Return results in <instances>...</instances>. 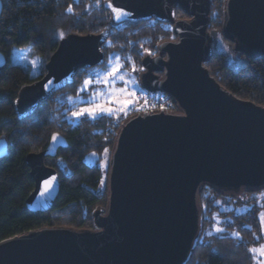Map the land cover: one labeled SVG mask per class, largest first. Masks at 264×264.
Returning <instances> with one entry per match:
<instances>
[{
    "label": "water",
    "instance_id": "1",
    "mask_svg": "<svg viewBox=\"0 0 264 264\" xmlns=\"http://www.w3.org/2000/svg\"><path fill=\"white\" fill-rule=\"evenodd\" d=\"M109 3L128 15L116 21ZM105 8L117 24L156 19L173 26L176 39L143 58L139 83L149 94L167 95L178 111L141 112L121 124L107 206L93 214L94 229L45 227L3 240L0 264H188L203 232L204 186L229 196L264 190V106L236 98L205 66L213 53L211 0H108ZM176 8L188 18L177 19ZM222 33L234 52L264 59V0H226ZM108 37L62 38L45 75L20 90L18 119L72 85L79 70L102 67ZM5 63L0 53V68ZM54 135L44 152L26 157L35 184L26 201L31 212L49 211L60 191L59 174L45 159L68 142ZM7 155L0 139V159Z\"/></svg>",
    "mask_w": 264,
    "mask_h": 264
},
{
    "label": "trees",
    "instance_id": "2",
    "mask_svg": "<svg viewBox=\"0 0 264 264\" xmlns=\"http://www.w3.org/2000/svg\"><path fill=\"white\" fill-rule=\"evenodd\" d=\"M107 1L2 0L0 53L6 63L0 68V139L7 141L8 155L0 159V242L45 227L94 229L93 214L107 206L108 174L103 185L102 170L98 165L86 163L84 158L90 153L102 155L105 149L112 152L121 124L137 113L120 122L106 115L95 119L84 116L73 124L66 116L74 109L66 110L67 101L62 100L64 96L82 95L78 93V86L89 71L97 68L79 70L72 85L57 92L26 119H18L14 108L20 90L45 75V66L60 40L70 34L107 31L109 37L102 47L105 54L102 68L107 66L108 57L115 53L120 57L123 69L137 67V79L144 69L143 58L157 53L160 43L176 39L171 25L156 19L115 23L105 8ZM225 1L211 0L210 33L214 41L220 35L228 50H219L214 43L212 57L205 66L236 98L264 106V59H250L234 52L233 44L223 37ZM175 13L177 19L188 18L178 8ZM26 46L41 58L40 72L34 77L30 67L15 64L10 58L14 48ZM231 50L237 61L230 64ZM173 110L178 111V107L174 105ZM56 133L67 140L68 147L59 149L55 157H47L45 164L58 172L60 191L49 211L31 212L26 201L35 184L26 157L44 152ZM262 192L264 190L229 196L204 186L200 193L203 232L188 264H255L250 249L264 241L259 220L260 207L264 210V205H252L247 212H227L225 215L219 212L217 204L222 199H239ZM243 203L251 204L249 201ZM215 217H228L221 225L222 231L213 228Z\"/></svg>",
    "mask_w": 264,
    "mask_h": 264
},
{
    "label": "rangeland",
    "instance_id": "3",
    "mask_svg": "<svg viewBox=\"0 0 264 264\" xmlns=\"http://www.w3.org/2000/svg\"><path fill=\"white\" fill-rule=\"evenodd\" d=\"M217 37H215V39H217L218 42L216 40L215 41L213 40V44L214 43L216 44L217 49L222 51H227L228 47L224 43L221 36L218 35ZM155 54L156 53L154 52V55ZM235 55L236 54L233 53L231 50V52L229 53V60H228L230 64L234 61H237ZM117 56L118 55L115 53H113V55L111 54L107 59L108 62L106 67L104 68L96 67L97 69H93L87 73V77L85 78V80H90L91 84L88 86L86 90H81L83 88L84 82L78 86V93L82 95H77L76 97L64 96V98H62L63 101H67L66 110L74 109L66 116V118L69 119V122L76 124L82 117L84 116L89 117L87 113H85L83 116H80L79 119H77L76 117L73 116V113L78 112L84 108H93L96 106V104H100L104 108H111L114 112V114L111 115L108 114L107 112L98 113L96 118L101 115H106L108 117L114 118L115 122H120L126 119L127 117H129L131 114L148 111L147 108L151 96H157L158 94H149L140 86L139 79L136 78V74H135L137 67H135V70H133V67L130 70H126L121 67L120 74L124 76V80L115 79L112 81L111 85H107V86L103 83H99V84L96 83V81L100 77H103L104 74L108 71L110 67L109 58L110 57L113 58L112 62L115 63L116 61L114 58ZM25 57H27V59H25ZM10 58L11 61L15 64H21L23 66L30 67V74L32 75V77L39 74L40 66H41V58L38 55L32 53V48L30 46L14 48L11 52ZM32 60L37 61L35 67H33L31 63ZM119 63L122 65L120 60ZM97 73L100 74L99 77L97 76ZM125 80L128 81L127 84H125L124 82ZM121 90H124V92L122 93ZM105 92L113 94L111 100H108L107 97L102 99L100 95H97V93H105ZM92 101H95V104L92 103ZM125 104L127 105L126 107H124ZM110 156H111V152L110 150H107V152H104L102 155H97L96 153H90L85 155L84 158L86 163L90 165H98L99 168L102 170L103 185L107 181ZM243 201H249L251 204H244ZM217 205L219 212L222 213L224 212L225 215L227 212H232L233 214H240L249 211L252 208V205L263 206L264 192L259 194L240 196L239 199L237 198L222 199V201L218 202ZM260 209L261 210L259 212V220L262 226V234L264 236V220H262V216H264V210L261 207ZM226 221H228V217L213 218V228L221 229V225L225 224ZM262 246H264V241L260 245L254 248L260 249ZM252 255L255 264H264V257H261L259 255V252H257L255 255L252 253Z\"/></svg>",
    "mask_w": 264,
    "mask_h": 264
},
{
    "label": "snow or ice",
    "instance_id": "4",
    "mask_svg": "<svg viewBox=\"0 0 264 264\" xmlns=\"http://www.w3.org/2000/svg\"><path fill=\"white\" fill-rule=\"evenodd\" d=\"M99 7V4L97 5ZM107 7L111 9V11L113 12L114 14V18L116 21H120L123 17L127 16L128 13L127 12H124L122 11L121 9L117 8V7H114L112 3H109L107 4ZM72 9L69 8V12H71ZM63 35V33H61V36ZM25 59H27V57H25ZM115 63H113V58H109V64H110V67L108 69V71L104 74L103 77H100L96 83L99 84V83H103L105 84L106 86L107 85H111L112 81L115 80V79H120V80H124V76L122 74H120V68L123 66L119 63V60H120V57H115ZM33 67L36 66V63L37 61L36 60H32L31 61ZM133 70H135V66H133ZM97 76L99 77L100 74L97 73ZM125 84L128 83V81H124ZM91 84V81L90 80H85L84 81V85H83V88L81 90H86L88 88V86ZM121 92L123 93L124 90H121ZM97 95H100L101 98H105L107 97L108 100H111L113 94L112 93H97ZM92 103L95 104V101H92ZM127 105L125 104L124 107H126ZM103 112H107L108 114H114L113 110L111 108H104L102 105L100 104H96L95 107L93 108H84V109H81L80 111L78 112H74L73 113V116L76 117L77 119H79L80 116H83L85 113H87V115L89 117H91L92 119H95L97 114L98 113H103ZM52 140L53 142H55L57 140V137L54 135L52 137ZM105 152H107V149H105ZM53 180L55 179V177L52 178ZM51 186V181H45V189H48L50 188ZM262 220H264V216H262ZM218 232L219 231H222V229H216ZM234 236H236L237 234L236 233H233ZM250 251L255 255L257 252H259V255L261 257H264V246H262L260 249H250Z\"/></svg>",
    "mask_w": 264,
    "mask_h": 264
},
{
    "label": "built area",
    "instance_id": "5",
    "mask_svg": "<svg viewBox=\"0 0 264 264\" xmlns=\"http://www.w3.org/2000/svg\"><path fill=\"white\" fill-rule=\"evenodd\" d=\"M147 109L148 111H173L174 105L167 95L158 93L157 96H151Z\"/></svg>",
    "mask_w": 264,
    "mask_h": 264
},
{
    "label": "flooded vegetation",
    "instance_id": "6",
    "mask_svg": "<svg viewBox=\"0 0 264 264\" xmlns=\"http://www.w3.org/2000/svg\"><path fill=\"white\" fill-rule=\"evenodd\" d=\"M171 27L173 28V26H171ZM155 55H157V53H156ZM155 55H153V56H155ZM143 71H144V69H143ZM158 76H159L160 78H162V77H163V74H162V73H158Z\"/></svg>",
    "mask_w": 264,
    "mask_h": 264
}]
</instances>
